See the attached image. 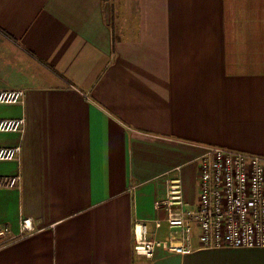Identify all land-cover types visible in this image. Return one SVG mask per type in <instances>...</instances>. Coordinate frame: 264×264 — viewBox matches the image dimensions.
Returning a JSON list of instances; mask_svg holds the SVG:
<instances>
[{
    "label": "crops",
    "instance_id": "0c3cea01",
    "mask_svg": "<svg viewBox=\"0 0 264 264\" xmlns=\"http://www.w3.org/2000/svg\"><path fill=\"white\" fill-rule=\"evenodd\" d=\"M0 264H264V248L133 253L206 147L264 158V0H0ZM35 231L20 234L22 219ZM6 229V232L3 230ZM167 231L163 224L162 237Z\"/></svg>",
    "mask_w": 264,
    "mask_h": 264
},
{
    "label": "built area",
    "instance_id": "2783aa9c",
    "mask_svg": "<svg viewBox=\"0 0 264 264\" xmlns=\"http://www.w3.org/2000/svg\"><path fill=\"white\" fill-rule=\"evenodd\" d=\"M23 91H0V103H21ZM24 118L0 119V132H20ZM21 148L0 147V161L17 160ZM199 193L190 208L184 202L180 180H167L165 198L154 204L162 212L148 222L137 221L133 228V253L151 259L157 249L184 255L192 250L196 234L200 247L264 248V158L219 147H206L197 159ZM20 176L1 177L0 187L14 188ZM165 224L167 231L159 237ZM20 234L35 231L31 218H24ZM6 232V229L3 230Z\"/></svg>",
    "mask_w": 264,
    "mask_h": 264
}]
</instances>
